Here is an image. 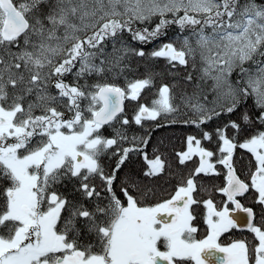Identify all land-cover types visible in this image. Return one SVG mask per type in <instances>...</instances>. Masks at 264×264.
Instances as JSON below:
<instances>
[{"label": "snow or ice", "instance_id": "6c2138e0", "mask_svg": "<svg viewBox=\"0 0 264 264\" xmlns=\"http://www.w3.org/2000/svg\"><path fill=\"white\" fill-rule=\"evenodd\" d=\"M0 264H264V0H0Z\"/></svg>", "mask_w": 264, "mask_h": 264}, {"label": "trees", "instance_id": "16d2710c", "mask_svg": "<svg viewBox=\"0 0 264 264\" xmlns=\"http://www.w3.org/2000/svg\"><path fill=\"white\" fill-rule=\"evenodd\" d=\"M177 147H179V145H177Z\"/></svg>", "mask_w": 264, "mask_h": 264}]
</instances>
